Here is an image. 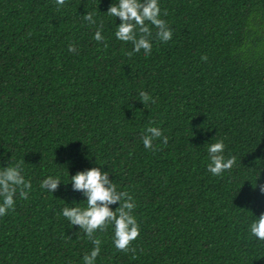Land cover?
<instances>
[{
	"label": "trees",
	"instance_id": "16d2710c",
	"mask_svg": "<svg viewBox=\"0 0 264 264\" xmlns=\"http://www.w3.org/2000/svg\"><path fill=\"white\" fill-rule=\"evenodd\" d=\"M158 2L172 39L149 25L151 54L129 56L107 14L118 0H0V170L23 162L32 185L0 216V264H83L94 245L62 209L86 206L70 177L93 167L133 197L140 232L126 253L113 225L98 231L95 264H264L250 233L264 214V0ZM149 125L168 137L155 151ZM218 140L236 164L213 176Z\"/></svg>",
	"mask_w": 264,
	"mask_h": 264
},
{
	"label": "clouds",
	"instance_id": "9594fccd",
	"mask_svg": "<svg viewBox=\"0 0 264 264\" xmlns=\"http://www.w3.org/2000/svg\"><path fill=\"white\" fill-rule=\"evenodd\" d=\"M58 6H63L65 0H56ZM107 14L118 17L121 23L116 27L115 37L125 43L133 45V51L128 53H139L150 55L152 51V31L149 25L154 26L156 38L164 43L172 39L173 33L167 22L161 18V9L158 0H118L112 4ZM93 13L87 12L84 19L92 24ZM167 15V11L163 13ZM102 28V24L100 26ZM94 39L97 42L104 40L101 31L95 32ZM105 47L107 45L105 44ZM68 50L75 53L77 51L74 44H69ZM201 59L206 60V56ZM140 101L147 105L155 100L146 92H139ZM163 136V143L167 144L168 137L163 135L159 127L149 125L142 133V142L146 149L155 151L153 141ZM208 156L210 163L207 170L213 176H221L225 171L231 170L236 164V157L225 158V144L223 140H218L208 144ZM22 163L18 162L14 166L4 167L0 170V216H4L10 209L14 208L15 197L18 194L21 199L27 200L31 191V182L26 180L22 174ZM74 191L82 192L86 197V206L64 207L62 215L72 226H79L80 230L86 234L87 238L94 245L90 254L83 257V264H95L96 258L100 254L102 241L96 236L98 231H106L109 225L114 226V245L117 250L124 252H135L131 247L140 232L139 225L132 215L135 208L133 197L127 191H118L116 184L109 179V173L102 171L100 167L77 172L70 177ZM61 180L53 176L44 179L40 187L53 193L58 190ZM264 192V187H261ZM119 202V207L113 211L110 205ZM250 233L258 240L264 241V214L255 219L250 225Z\"/></svg>",
	"mask_w": 264,
	"mask_h": 264
}]
</instances>
